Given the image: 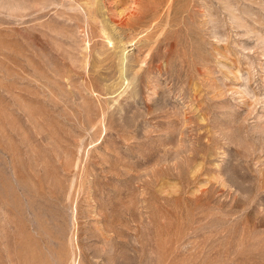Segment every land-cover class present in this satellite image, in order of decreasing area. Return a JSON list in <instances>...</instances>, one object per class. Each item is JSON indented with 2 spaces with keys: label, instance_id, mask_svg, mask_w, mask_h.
<instances>
[{
  "label": "rangeland",
  "instance_id": "374dc122",
  "mask_svg": "<svg viewBox=\"0 0 264 264\" xmlns=\"http://www.w3.org/2000/svg\"><path fill=\"white\" fill-rule=\"evenodd\" d=\"M0 264H264V0H0Z\"/></svg>",
  "mask_w": 264,
  "mask_h": 264
},
{
  "label": "bare ground",
  "instance_id": "6f19581e",
  "mask_svg": "<svg viewBox=\"0 0 264 264\" xmlns=\"http://www.w3.org/2000/svg\"><path fill=\"white\" fill-rule=\"evenodd\" d=\"M140 14V13H139Z\"/></svg>",
  "mask_w": 264,
  "mask_h": 264
}]
</instances>
